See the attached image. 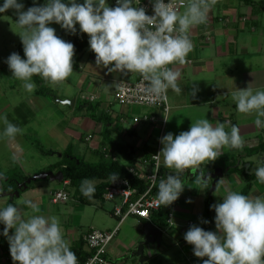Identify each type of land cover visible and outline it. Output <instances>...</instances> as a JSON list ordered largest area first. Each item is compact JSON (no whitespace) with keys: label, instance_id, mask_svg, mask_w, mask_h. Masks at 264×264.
<instances>
[{"label":"clouds","instance_id":"1","mask_svg":"<svg viewBox=\"0 0 264 264\" xmlns=\"http://www.w3.org/2000/svg\"><path fill=\"white\" fill-rule=\"evenodd\" d=\"M152 14L145 7L134 6L135 0H32L27 7L22 0H3L0 14L12 9L23 46L24 57L12 52L4 62L11 77L22 83L27 92L36 88L34 76L49 85L64 82L73 73L74 44L56 34L57 24L69 35H88V45L95 54L96 68L123 75L138 73L145 82L146 99H166L169 89L180 93L181 73L170 65L184 64L193 49L190 31L207 23L208 14L217 0H148ZM182 8L183 11L179 9ZM78 25V27H77ZM196 89H193L194 96ZM236 110L255 114L254 127L264 129V87L237 88L230 92ZM167 121V119L165 118ZM5 125L0 139L14 140L21 129L0 116ZM162 148L154 155L157 167L170 169L158 184L159 205L173 204L184 191L180 178L186 171H200V165L216 160L224 148L242 149L240 130L233 125H213L208 119L191 123L189 130L160 137ZM264 184V166L257 163L252 171ZM117 179V173L110 177ZM198 183L206 184L201 174ZM80 193L92 199L96 187L84 179ZM222 202L210 205L214 210L215 231L192 224L183 239L192 246L202 264H264V196L250 197L240 191L227 190ZM187 202H191L190 200ZM30 213L21 214L14 204L0 206V235L6 238L13 264H78L76 254L64 238L60 222L41 214L32 199L21 202ZM203 224L210 221L202 219ZM9 230H14L9 234ZM207 257V259H203Z\"/></svg>","mask_w":264,"mask_h":264},{"label":"crops","instance_id":"2","mask_svg":"<svg viewBox=\"0 0 264 264\" xmlns=\"http://www.w3.org/2000/svg\"><path fill=\"white\" fill-rule=\"evenodd\" d=\"M252 1L264 7V0ZM112 2V7L116 6V0ZM247 2V0H217L208 14L207 23L195 26L190 31L189 37L193 43V49L186 57L185 63L169 66L178 69L181 73L177 81L181 91L179 94L171 89L167 91L170 110L166 116L167 121L163 132L161 125L165 115L162 110L146 106H122L111 100V95L120 82H135L141 76L138 73L123 75L119 72H108L106 69L96 68L95 54L87 45L80 53L74 54V57L78 58V67L73 68V74H75L73 77V74L71 75V82L68 81L75 92L77 89L79 93H66L64 97H60L58 91L48 84L55 93L51 96L52 107H54L51 110L53 112L56 110L57 117H52L49 123H46L47 119L40 123L44 128L47 125L46 129L52 134L43 135L55 137V132L64 131L72 141L66 144L63 152L72 145L76 155L83 157L85 161L98 163L104 157L107 160L128 164L116 146L130 147L133 149V156L140 160L155 151L159 138L163 135L168 132L176 135L181 131H187L192 122L206 118L213 125L223 124L229 131L233 125L237 126L244 141L242 149L226 147L218 158L224 155H242L243 162L240 166L246 163L251 165L259 163L262 166L264 152L246 154V150L264 142V129L254 127L253 121L256 118L254 113H238L230 95L231 91L246 88L248 85L253 89L264 87V11L254 13L253 7ZM80 37L88 39V36L84 34ZM193 89H196L194 96ZM37 90L38 87L37 96H42L37 93ZM92 96L96 97L95 101H90ZM57 99L75 100V104L73 106L62 104ZM86 102H91L97 107L98 116L105 115V117L100 120L92 118ZM84 103H86L85 106ZM67 107L69 111L65 110ZM61 111L65 112V118L61 117ZM66 115L69 118V126ZM145 116L156 117L158 123L144 120ZM135 118L139 120L136 122ZM24 145L27 147L26 144ZM57 145L59 146V143ZM104 148L112 150L108 157L101 153ZM24 151L25 149L20 150V153ZM55 152H59L58 160L38 169L39 172L60 161L63 152ZM216 160L201 164L199 171L200 175H206L220 170L216 185L210 191L213 204L222 202V197L226 195L227 190L242 192L248 181L246 175H252L247 173L244 167L242 168L245 174L238 171L228 172L227 167ZM213 162L214 170L208 169V172L204 173V166ZM21 172L27 177L33 176L28 169H21ZM192 175L190 171L184 173V191L173 202L171 208L172 224L160 228L163 237L160 245L156 246L160 247V250L169 252L171 257V259L166 258L162 264H202V259L193 255L192 246L184 241L183 235L192 224H197L205 230L215 231L214 219L209 220L205 214L206 184L198 183V179ZM1 178L7 179L3 175ZM209 179L212 185L215 178ZM93 183L96 185L97 181ZM251 183L252 187L248 196H264V184L259 183L255 176L252 177ZM69 184V181L64 183L52 182L49 179L39 181L31 189L20 192V196L15 197L14 202L22 215L30 213V209L21 203L23 200L32 199L38 203L41 214L55 217L60 222L64 238L71 248L79 243L84 254L89 253L84 241L88 232L94 229L112 231L119 227L114 240L108 247L109 259L116 264H140V259L132 256V252L136 250L143 238L145 222L136 216H130L123 222H119V218L113 214L118 201H109L111 203L109 207L106 206L105 199L83 203L73 195ZM60 189L69 193L68 199L54 203L52 193ZM2 191H4L3 185L0 186V194ZM9 200H11L9 197L0 195V206H7ZM189 200L191 202H187ZM191 215L195 217L198 215L197 223L194 218L189 220ZM202 219H207L210 223L203 224ZM12 231L14 230H9V234ZM164 241L170 246L164 244ZM157 251L154 245L146 247L145 254L148 256L146 264H160L157 262ZM0 264H13L8 242L2 235H0ZM78 264L81 263L78 261Z\"/></svg>","mask_w":264,"mask_h":264},{"label":"rangeland","instance_id":"3","mask_svg":"<svg viewBox=\"0 0 264 264\" xmlns=\"http://www.w3.org/2000/svg\"><path fill=\"white\" fill-rule=\"evenodd\" d=\"M2 2L3 0H0V3ZM22 2L25 5V10L27 7L32 5V0H22ZM43 2L44 0H39V3L42 4ZM112 4V0H108V5L110 7H112ZM50 26L55 28L57 36L64 39L65 41H71L74 39V35L67 34L63 29L60 28L59 25L53 23ZM19 31L20 29L16 24V15L14 10L9 9L5 13L0 14V116H5L9 122L17 125L21 129V132L17 134L14 140L9 141L6 137L0 139V171L4 173L3 175H5V178H7L6 175L22 173L21 169H28L30 173H33L32 175L37 174L40 171L38 169L43 168V166L52 163L59 158V152L56 154H46L43 152L44 150L48 151L53 149V151L55 150L63 152L66 144L72 141V139L70 140L69 136L62 130L55 132V137L43 135L49 133V131L46 129L47 125H45L44 128V126L40 123L45 122L46 119V123H49V120L57 115L56 110L55 112L51 110V108L54 109V107H52L53 100L51 96H37V84L33 78L32 79L36 85V88L33 92H27L22 87L21 82L16 81L11 77V71L8 69V66L4 60L12 52H15L22 44L19 34L16 33ZM72 77L70 76L67 78V82H62L58 85H51L52 89L58 91L60 97H64L66 93H79L77 89L75 92L74 88L70 85V83H68V81L71 82ZM111 100H113L115 104H118L114 99V93L111 95ZM65 110L69 111L70 109L67 107ZM60 113L61 117L65 118V112L61 111ZM68 119L69 118L66 115L67 124L69 126ZM4 126L5 125L3 122L0 121V131L3 130ZM49 135L52 134L49 133ZM57 143H59V146ZM24 144H26L27 147H25ZM23 149H25V153H20V150L23 151ZM35 151H37V153ZM33 156L37 157L34 158ZM210 176L211 174L209 173L204 175L207 180L210 178ZM39 181H46V179L36 180L35 184ZM2 185L3 179L0 177V186ZM3 192L4 191H2L0 194L2 197H4ZM107 205L109 207L111 206V203L107 201L106 206ZM191 216L192 217H190L189 220H193L194 218L197 223L198 215H196V217L195 215ZM164 244L170 246L169 243L165 241ZM181 244L186 245L184 243ZM154 246L156 249H158V263H164L166 258L171 259L169 252H165L163 249L160 250V247L157 248L156 245Z\"/></svg>","mask_w":264,"mask_h":264},{"label":"trees","instance_id":"4","mask_svg":"<svg viewBox=\"0 0 264 264\" xmlns=\"http://www.w3.org/2000/svg\"><path fill=\"white\" fill-rule=\"evenodd\" d=\"M247 1L249 5H252L254 13H257V11H262V12L264 11V7L261 6L260 4H254L252 0H247ZM70 42L74 44L75 54L80 53L88 45V39L76 35L74 39L71 40ZM15 52L19 53L22 58L24 57L22 44L17 48ZM77 67H78V58L73 57V68H77ZM33 79L37 84L38 87L37 93L39 95L42 96L55 95L53 90L49 87L48 83L42 81L39 76H34ZM86 103L88 104V109L91 111L92 118H94L95 120H100L101 118L105 117V115L104 116L97 115L96 113L97 107L94 106L91 102H86ZM86 103H84L83 105L85 106ZM77 108H81V107H77ZM116 148L121 152V154L127 160L128 164H123L116 160H107L104 157L98 163H91L85 161L83 157H79L78 155H76L73 151L72 145H70L63 153H61L60 161L58 163L54 164L53 166H50L49 168L41 172L62 171L64 174V181L62 183H64L65 181H69L70 182L69 186L73 191L72 192L73 195L83 203H88L91 200L104 201V195L106 193L108 186L111 184L110 177L113 173H117V178L121 177L127 179L132 188H137L139 191L143 192L146 189L145 183L139 177H136L134 174L129 172V165H134L135 163L138 162V159L133 156V149H130V147H126V146H116ZM43 152H45L46 154L57 153L53 150H48V151L44 150ZM260 152H264V142H261L257 146L248 148L246 150V154H257ZM101 153L104 154L105 157H108L112 153V150L104 148L102 149ZM150 155H148L147 157H149ZM216 161L222 165H225V167H227L228 169V172L238 171L245 174L244 168L240 169V163L243 162L242 155H238V156L224 155L218 158V160ZM262 166H264V161L262 162ZM214 168H215L214 162L207 164L204 166L203 172L207 173L208 169L212 170ZM169 172L170 171H165L161 179L166 178V175ZM6 176L7 179L3 180V190L8 194L17 191L18 185L26 181V179L28 178L22 173H16L14 175H6ZM192 176L198 179V177L200 176V172H196ZM184 177H185L184 174L180 177L182 181H184ZM252 177H254V175H246L248 181L242 190V193L245 195H248L252 187V183H251ZM84 179H89L92 182L97 181V184L95 185L96 191L92 199H88L87 197H84L79 191L80 184ZM159 181L153 190L154 195H157ZM34 185L35 182H32L31 184H29L27 189H31ZM206 188H207L206 189L207 200H206L205 214L209 220H212L215 216V212L214 210H210L209 207L210 205L213 204L211 192H210L211 191L210 179L207 180ZM23 191L24 190H21V192ZM9 203L14 204L16 206L14 199L9 200L8 204ZM172 205L173 204L168 206L161 205L160 208L152 214V222L159 228H164L168 226L167 220L169 218V214L171 213ZM2 229H3V225L0 226V230ZM80 246L81 244L79 245L78 243L71 249L76 254L78 261L80 263H84L90 256V253L84 254L82 251V247Z\"/></svg>","mask_w":264,"mask_h":264},{"label":"built area","instance_id":"5","mask_svg":"<svg viewBox=\"0 0 264 264\" xmlns=\"http://www.w3.org/2000/svg\"><path fill=\"white\" fill-rule=\"evenodd\" d=\"M174 2L178 3V0H174ZM135 6L145 7L146 12L152 14V8L148 0H136ZM179 10L181 11L182 8ZM144 87L145 82H143L142 77L135 82H120L114 91V99L122 106H146L162 110L166 118L170 110L168 93H166V99H157L149 102L146 99ZM95 100V96L90 98V101ZM165 118L162 120V132L166 123ZM138 120L139 118H135L136 122ZM144 120L151 122L158 121L154 116H145ZM161 147L162 145L159 138L155 151H153L149 157L138 160L134 165H129V172L139 177L145 183L146 189L143 192L139 191L137 188H132L129 181L121 177H118L108 186L104 199L111 202L118 201L113 209V214L119 218V222H123L130 216H136L145 223H153L152 214L161 206L153 190L165 172L162 165L159 168L157 167V161L154 159V155L159 152ZM68 196L69 193L66 190L60 189L52 193V201L54 203L65 201L68 199ZM167 222L168 225L172 224L171 213L169 214ZM118 229L119 227L112 231L94 229L88 232L84 237V241L90 256L81 264H116L108 257V247L114 240Z\"/></svg>","mask_w":264,"mask_h":264},{"label":"water","instance_id":"6","mask_svg":"<svg viewBox=\"0 0 264 264\" xmlns=\"http://www.w3.org/2000/svg\"><path fill=\"white\" fill-rule=\"evenodd\" d=\"M59 103L66 104L73 106L75 104V100H60L57 99ZM241 168L244 167L246 172L249 174H252V171L257 167V165H251L249 163L242 164L240 166ZM220 171V170H219ZM218 170H216L215 173H212L210 177L215 178L213 182V187L216 185V181L218 178V174L220 173ZM2 177V175L0 174ZM45 180L49 179L52 182H63L64 181V174L62 171L53 172V171H44L38 174H35L33 176H30L24 181L23 183L18 185V190L14 193L8 194L7 192H3L4 197H9L10 199H14L15 197L20 196L21 190H26L32 182H35L36 180ZM143 238L138 244L136 250L132 252V256H137L140 259V264H146L148 261V256H146V247L149 245H160L161 239L163 237L162 230L154 225L153 223H145L143 226Z\"/></svg>","mask_w":264,"mask_h":264}]
</instances>
